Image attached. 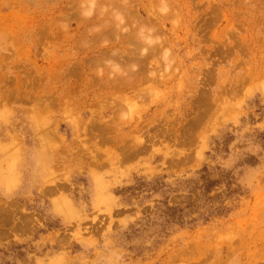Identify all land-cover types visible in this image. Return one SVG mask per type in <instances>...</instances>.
<instances>
[{"label":"rangeland","instance_id":"374dc122","mask_svg":"<svg viewBox=\"0 0 264 264\" xmlns=\"http://www.w3.org/2000/svg\"><path fill=\"white\" fill-rule=\"evenodd\" d=\"M0 148V264H264V0H0Z\"/></svg>","mask_w":264,"mask_h":264},{"label":"bare ground","instance_id":"6f19581e","mask_svg":"<svg viewBox=\"0 0 264 264\" xmlns=\"http://www.w3.org/2000/svg\"><path fill=\"white\" fill-rule=\"evenodd\" d=\"M16 2H17V0H16ZM5 4H7V5H11L12 4V2L10 1L9 3H7V2H5ZM132 38V37H131ZM132 40V39H131ZM143 56V55H142ZM133 67V66H132ZM134 73V72H133ZM0 150H2V151H6L7 149L5 148V149H3V148H0ZM138 153V152H137ZM1 171H3V169H2V167L0 166V172ZM39 173L41 174L42 173V171H39ZM0 177H1V174H0ZM1 186V185H0ZM97 197H100V195H97ZM100 200H102V199H100Z\"/></svg>","mask_w":264,"mask_h":264}]
</instances>
